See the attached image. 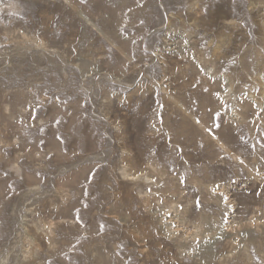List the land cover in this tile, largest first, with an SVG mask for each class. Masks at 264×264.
<instances>
[{
    "label": "rangeland",
    "instance_id": "374dc122",
    "mask_svg": "<svg viewBox=\"0 0 264 264\" xmlns=\"http://www.w3.org/2000/svg\"><path fill=\"white\" fill-rule=\"evenodd\" d=\"M0 264H264V0H0Z\"/></svg>",
    "mask_w": 264,
    "mask_h": 264
},
{
    "label": "snow or ice",
    "instance_id": "6c2138e0",
    "mask_svg": "<svg viewBox=\"0 0 264 264\" xmlns=\"http://www.w3.org/2000/svg\"><path fill=\"white\" fill-rule=\"evenodd\" d=\"M215 115H216L217 117H219V113H216ZM221 119H222V118H221ZM197 122H199V121H197ZM214 126H215L216 128H219V127H220V124H219V123H216ZM208 131L211 132V129H208ZM213 138H216V137L214 136ZM224 199L227 200V197H225ZM197 203L199 204V201H197ZM101 227H103V226H101ZM173 227H175V225H173Z\"/></svg>",
    "mask_w": 264,
    "mask_h": 264
},
{
    "label": "bare ground",
    "instance_id": "6f19581e",
    "mask_svg": "<svg viewBox=\"0 0 264 264\" xmlns=\"http://www.w3.org/2000/svg\"><path fill=\"white\" fill-rule=\"evenodd\" d=\"M259 83V82H258ZM259 85H260V83H259ZM261 87V86H260ZM263 92V91H262ZM204 254L207 256V257H209V256H211V254H212V250L209 248V247H206L205 249H204Z\"/></svg>",
    "mask_w": 264,
    "mask_h": 264
}]
</instances>
